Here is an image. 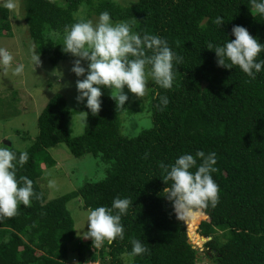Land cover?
<instances>
[{
  "label": "trees",
  "instance_id": "1",
  "mask_svg": "<svg viewBox=\"0 0 264 264\" xmlns=\"http://www.w3.org/2000/svg\"><path fill=\"white\" fill-rule=\"evenodd\" d=\"M103 11L141 35L162 37L182 57L173 64V86L163 89L150 80L151 125L136 135L120 132L128 100L117 107L102 86L101 108L95 116L89 112L81 134L71 135L69 114L88 109H72L57 93L39 112L38 131L27 148L3 143L17 158L28 153L23 166L14 163L17 178L33 181L35 196L30 206L19 204L14 217L0 221V264H68L69 255L100 264H198L203 257L212 264H264V70L252 79L238 67H218L214 51L206 48L208 42L222 45L234 39V25L264 43V16L252 14L249 0H23L22 18L41 66L54 72L73 64L77 58L62 51L65 27L96 21ZM218 15L224 20L220 27L212 23ZM9 16L10 10L0 5V32L11 31ZM161 96L168 98L166 106ZM59 143L75 157L99 156L109 167L102 179L47 199L38 181L40 163H55L46 149ZM196 150L216 153L212 176L219 202L186 222L188 238L186 223L176 219L163 196L166 185L158 163L171 164ZM116 197L131 201L121 217L122 240L97 249L91 239L75 237L68 201L79 198L81 207L90 210L110 207ZM201 236L210 237L203 252L189 241H203ZM132 239L142 241L147 252L129 256Z\"/></svg>",
  "mask_w": 264,
  "mask_h": 264
},
{
  "label": "clouds",
  "instance_id": "2",
  "mask_svg": "<svg viewBox=\"0 0 264 264\" xmlns=\"http://www.w3.org/2000/svg\"><path fill=\"white\" fill-rule=\"evenodd\" d=\"M249 4L252 14L254 12L264 16V0H249ZM3 6L10 11L14 10L15 0H4ZM212 23L220 27L224 23L223 17L216 16ZM231 34L234 39H228L222 45L208 42L206 48L214 51L218 67L231 69L235 66L254 79L264 70V58H259L260 53L264 52V43L250 35L243 26L234 25ZM62 51L77 58L73 61L71 71L76 77H83L75 82V99L78 103H84L88 109L78 111L82 125L87 124L89 112L94 116L98 114L102 103V86L111 89V97L116 106L123 107L128 100V95L123 92L125 86L137 97L144 96L149 78L160 88L170 89L174 80L173 64L175 62L178 65L182 59L162 37L148 33L141 35L133 31L128 22H114L107 11L101 12L95 22L81 20L66 26ZM30 52L33 66L39 65V54L32 48ZM82 61L87 67L82 66ZM13 63L12 54L0 47V67L7 71ZM12 71L15 75H21L24 65L19 64ZM54 75L59 78L62 73L54 71ZM56 84L59 86L57 91L67 86ZM160 102L166 106L168 98L161 96ZM28 158L27 152H21L17 158L11 147L0 141V221L14 217L19 204L30 206L35 196L33 181L26 176L17 178L16 174L17 164L14 162L23 166ZM216 162L214 151L205 153L196 150L194 154L178 156L171 164L162 161L158 163L166 185L162 190L163 196L171 202L178 221L187 222L204 209L214 208L219 202V187L212 176L217 171ZM54 184V180L48 181L50 188ZM130 204L129 198L116 197L110 207L97 206L90 209L87 231L80 235L91 239L96 247L105 242L110 245L116 239L122 240L124 226L121 217L127 214ZM131 245L129 256L135 257L147 252L139 239H132Z\"/></svg>",
  "mask_w": 264,
  "mask_h": 264
},
{
  "label": "rangeland",
  "instance_id": "3",
  "mask_svg": "<svg viewBox=\"0 0 264 264\" xmlns=\"http://www.w3.org/2000/svg\"><path fill=\"white\" fill-rule=\"evenodd\" d=\"M116 1L121 4H132L135 0ZM15 3L16 7L10 11L9 16L11 31L8 32L9 34L0 32V47L6 48L14 58V63L9 66L7 71L0 67V141L3 143L8 141L15 149L24 150L32 143L37 134L36 119L39 112L53 95L62 94L66 98L68 106L72 109L84 105V103H78L75 99L77 96L75 82L77 79H83V77L78 78L71 71L73 64L60 65V67L54 69L62 73L59 78L56 75H52L54 74L53 71L49 72L45 67L43 68L45 63L41 66L40 62L39 65L33 66L30 48L35 49V46L28 37L29 35L22 18L23 0H15ZM3 4L4 0H0V5L3 6ZM40 57L41 55H39V59H42ZM19 64L24 65V71L21 75H15L12 69ZM82 66L87 65L82 62ZM150 80L149 78L143 97H137L129 92L126 86L123 89V92L128 95L127 104L130 107L129 110L121 115L120 132L124 135L133 136L132 133L136 135L151 125L148 95ZM56 83L67 86L61 87L57 91L59 86ZM103 93L111 95V89L105 88ZM113 95L115 96L116 93L113 92ZM68 128L72 136L82 133L84 124L82 125L80 122L78 111L71 110ZM24 134L26 137H23ZM46 152L55 162L51 166H47L46 162L40 163L42 173L38 181L47 199L56 198L75 190L86 181L102 179L109 167V163L102 160L99 156L92 154L73 156L66 145L62 143L47 148ZM49 180L55 181L54 186L51 188L48 186ZM67 209L70 211L74 222L75 237L80 238L82 236L80 233L87 231L86 222L89 210L81 207L79 198L68 201ZM202 219H207V217H202L200 220ZM200 220L196 224V232ZM187 227L186 223L188 236ZM189 240L200 252H203L206 239L203 241ZM96 248L98 249L99 247ZM69 249L74 252V245L70 244ZM73 256L69 255L68 264H100L97 260L83 263L77 262L72 258ZM209 263L211 264L205 257L198 262V264Z\"/></svg>",
  "mask_w": 264,
  "mask_h": 264
},
{
  "label": "water",
  "instance_id": "4",
  "mask_svg": "<svg viewBox=\"0 0 264 264\" xmlns=\"http://www.w3.org/2000/svg\"><path fill=\"white\" fill-rule=\"evenodd\" d=\"M4 142H5L6 144H8V145L10 144V142H8V141H4ZM208 218H209V217L207 216V219H208ZM201 237H203V236H201ZM188 238H189V235H188ZM203 238L207 240V239H209L210 237H207V238L203 237ZM189 241H190V240H189ZM209 264H210V263H209Z\"/></svg>",
  "mask_w": 264,
  "mask_h": 264
}]
</instances>
